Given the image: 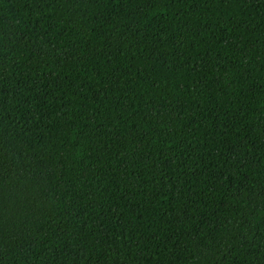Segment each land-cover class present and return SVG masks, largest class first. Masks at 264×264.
Listing matches in <instances>:
<instances>
[{"label":"trees","instance_id":"16d2710c","mask_svg":"<svg viewBox=\"0 0 264 264\" xmlns=\"http://www.w3.org/2000/svg\"><path fill=\"white\" fill-rule=\"evenodd\" d=\"M0 264H264V0H0Z\"/></svg>","mask_w":264,"mask_h":264}]
</instances>
